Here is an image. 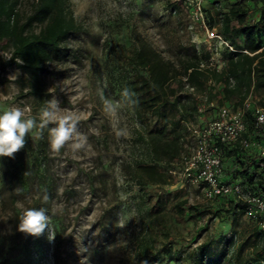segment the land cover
Segmentation results:
<instances>
[{
    "label": "rangeland",
    "instance_id": "rangeland-1",
    "mask_svg": "<svg viewBox=\"0 0 264 264\" xmlns=\"http://www.w3.org/2000/svg\"><path fill=\"white\" fill-rule=\"evenodd\" d=\"M30 2L22 0V12L28 10ZM70 7L80 29L63 40L64 53L46 64L44 101L25 95L26 88L20 85L21 71L12 63L0 69V114L19 107L39 125L41 110L54 99L61 109L59 115H73L78 120L77 133L87 137V146L73 152L70 142L53 152L48 129L55 125L49 124L42 131L43 158L38 169L30 161L22 168L15 157H3L0 257L14 260L20 246L29 241L34 264H80L83 257H88V264H135L132 241L141 226L140 189L129 170L133 162L146 161L147 157L138 138L143 133L142 125L124 90V68L128 67L120 66V61L133 47L147 44L164 59L177 60L179 54L194 48L214 56L215 64L222 46L215 51L212 41L208 45L204 32L179 0H70ZM255 14L258 12L252 10L247 20L252 21ZM8 57V49L0 42V64ZM199 101L205 106L202 97ZM224 103L233 105L231 100ZM105 107L115 111L107 114ZM215 115L214 104L200 117ZM194 118L192 123L199 121L198 116ZM37 128L30 132L35 140L41 132ZM118 129H124L125 135L117 138L114 130ZM180 154L169 166L162 163L166 173L178 166ZM168 180L171 183L174 177L170 174ZM175 189L164 184L146 187L151 193ZM180 194L188 203L210 200L192 185L180 189ZM27 208L47 210L54 240L48 239L47 229L39 237L18 230L19 218ZM178 226L181 235L176 245L183 243L188 250L206 236L227 234L230 218L205 214ZM84 247L87 252H81Z\"/></svg>",
    "mask_w": 264,
    "mask_h": 264
},
{
    "label": "trees",
    "instance_id": "trees-1",
    "mask_svg": "<svg viewBox=\"0 0 264 264\" xmlns=\"http://www.w3.org/2000/svg\"><path fill=\"white\" fill-rule=\"evenodd\" d=\"M21 5L22 0H0V42L9 51L0 69L15 64L21 71L25 95L43 102L45 66L64 53L63 40L80 29V24L70 0H31L24 12ZM204 10L208 25L233 48L222 47L219 62L210 65V54L194 48L179 54L177 60L164 59L147 44L133 47L120 61V66L128 67L124 68V90L142 125L144 134L138 138L147 157L146 161L133 162L129 170L140 189L141 226L132 241L135 264H264V227L250 220L243 203L230 194L204 203H188L180 189L146 190L149 185L169 182L170 174L162 163L169 166L182 151L183 122L195 119L200 97L206 105L231 100L232 106H237L250 96L242 137L264 143V126H255L254 116L255 106L264 105V0H209ZM252 10L258 14L249 21ZM34 25H38L36 30ZM111 68H116L115 63ZM36 135L35 140L29 133L24 148L14 154L22 168L28 161L36 169L41 166L43 133ZM221 160L225 182L238 181L244 189L264 198V155L256 146L243 147L240 142L222 145ZM3 164L0 157V167ZM205 214L230 218L229 232L206 236L188 250L183 243L176 245L181 235L178 223L194 222ZM0 264H34L29 241L20 246L17 258L2 256Z\"/></svg>",
    "mask_w": 264,
    "mask_h": 264
},
{
    "label": "built area",
    "instance_id": "built-area-1",
    "mask_svg": "<svg viewBox=\"0 0 264 264\" xmlns=\"http://www.w3.org/2000/svg\"><path fill=\"white\" fill-rule=\"evenodd\" d=\"M209 0H179L191 20H193L205 34L209 46L213 42V50L217 46L233 50L231 44L217 31L210 27L206 21L205 4ZM175 9H173L174 11ZM210 56L208 63L214 65ZM219 62V58L216 59ZM215 62V63H216ZM222 84H219L221 86ZM252 98L247 96L240 105H208L198 104L197 114L199 121L192 123L184 120L186 127L183 150L180 154L179 164L169 170L174 177L173 182H168V188L184 189L189 185L199 188L206 199H212L220 194H230L234 200L243 203L244 214L259 227H264V198L243 188L238 182H225L223 179L222 145L240 142L243 147L256 146L260 155H264V143H258L242 137L245 129L243 115L250 106ZM216 105V115L213 118H201V112L209 105ZM255 126H264V105H256L254 109ZM194 121V120H193Z\"/></svg>",
    "mask_w": 264,
    "mask_h": 264
},
{
    "label": "clouds",
    "instance_id": "clouds-1",
    "mask_svg": "<svg viewBox=\"0 0 264 264\" xmlns=\"http://www.w3.org/2000/svg\"><path fill=\"white\" fill-rule=\"evenodd\" d=\"M17 62L23 63L18 60ZM107 104V102H105ZM109 114L115 109L105 107ZM61 109L56 100L48 102L39 116V125L34 117H26L25 110L19 107H12L0 114V157H14V154L24 148L27 135L37 126L43 131L49 124L54 127L49 131V146L53 152H59L66 144H69L73 152L84 149L87 146V137L77 133L78 120L73 115H59ZM264 119V117H262ZM117 138L125 135L124 129L114 130ZM45 201L47 197L45 196ZM48 230V239L54 240L55 234L50 229V217L45 208H27L19 218L18 230L27 235L39 237L45 230ZM84 247L81 252H87ZM80 264H88V257H83Z\"/></svg>",
    "mask_w": 264,
    "mask_h": 264
}]
</instances>
